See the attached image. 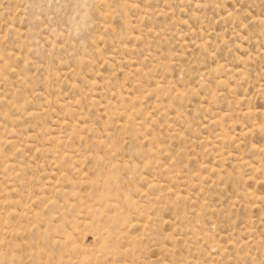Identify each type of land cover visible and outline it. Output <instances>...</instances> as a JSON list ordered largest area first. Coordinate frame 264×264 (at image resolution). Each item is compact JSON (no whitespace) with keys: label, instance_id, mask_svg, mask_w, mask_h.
Returning <instances> with one entry per match:
<instances>
[{"label":"rangeland","instance_id":"rangeland-1","mask_svg":"<svg viewBox=\"0 0 264 264\" xmlns=\"http://www.w3.org/2000/svg\"><path fill=\"white\" fill-rule=\"evenodd\" d=\"M0 264H264V0H0Z\"/></svg>","mask_w":264,"mask_h":264},{"label":"bare ground","instance_id":"bare-ground-1","mask_svg":"<svg viewBox=\"0 0 264 264\" xmlns=\"http://www.w3.org/2000/svg\"><path fill=\"white\" fill-rule=\"evenodd\" d=\"M15 213V212H14ZM16 214V213H15ZM5 230V229H4ZM9 230V229H8ZM14 230V229H13ZM6 231V230H5ZM18 231V230H17ZM16 232V231H15ZM15 260V259H14Z\"/></svg>","mask_w":264,"mask_h":264}]
</instances>
